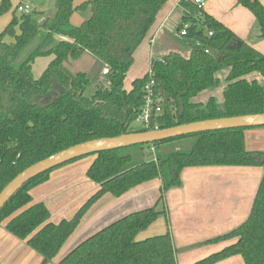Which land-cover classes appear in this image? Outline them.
Masks as SVG:
<instances>
[{
    "label": "trees",
    "instance_id": "obj_1",
    "mask_svg": "<svg viewBox=\"0 0 264 264\" xmlns=\"http://www.w3.org/2000/svg\"><path fill=\"white\" fill-rule=\"evenodd\" d=\"M236 1L254 15L259 36L264 38V8L259 0ZM52 2L53 16H47L43 7L18 15L15 9L0 33V191L19 172L58 151L148 130L144 126L134 130L132 124L144 105V87L150 77L152 91L161 99V111L153 116L159 129L264 112V56L193 0H180L177 5V29L187 26L180 38L188 54L171 50L161 59H152L147 73L134 79L128 90L124 80L134 53L167 0H90L77 7L72 0ZM10 9V0H0V15ZM87 9L83 22L71 25L70 15ZM8 37L12 40L6 41ZM84 52L108 67V86L96 82L88 92V75L65 66ZM46 56L53 58L35 78L32 63ZM221 73H225L221 100L213 95L200 100V95L219 87ZM245 129L206 131L93 154L86 176L98 185L97 191L72 218L54 223L49 221L46 205L32 201L31 189L47 181L53 170L80 158L71 160L22 185L0 210V224L5 223L9 233L25 240L48 262L101 196L120 197L137 185L160 179L155 205L99 229L58 264H176L169 231L142 240L136 237L165 214L158 204H164L168 190L181 185V171L209 165L261 167L246 220L205 243L233 242L193 264H214L233 255H240L242 264H264V151L245 149ZM187 139L192 140L188 149L170 145ZM145 146L152 149V157H147L151 152L144 153Z\"/></svg>",
    "mask_w": 264,
    "mask_h": 264
},
{
    "label": "crops",
    "instance_id": "obj_2",
    "mask_svg": "<svg viewBox=\"0 0 264 264\" xmlns=\"http://www.w3.org/2000/svg\"><path fill=\"white\" fill-rule=\"evenodd\" d=\"M90 0H72L77 7ZM180 0H167L145 39L134 53V62L128 70L124 88L141 78L149 70L152 59H161L171 51L172 44L162 43L170 36H177ZM203 9L229 28L239 39L264 56V38L259 36L254 15L236 0H203ZM264 8V0H259ZM23 3V2H18ZM53 14L54 2L42 6ZM18 13V12H17ZM89 11H74L69 18L78 26ZM10 21V20H9ZM5 25V22H4ZM3 27V26H2ZM0 27V33L1 28ZM61 39L66 40L62 37ZM11 41V38H6ZM53 56L38 57L32 63V73L38 78ZM84 65V68H81ZM65 66L71 72H84L87 67L95 71V82L102 65L88 52L79 58L69 59ZM129 80V86L125 82ZM95 89V88H94ZM93 89V90H94ZM93 90H89L92 92ZM244 146L247 151H264V126L244 130ZM152 150V149H151ZM94 156H85L53 170L44 183L31 189L34 203L42 202L50 212L49 221L57 223L70 219L85 201L94 194L98 185L89 180L86 171ZM262 168L254 166H192L181 171V185L165 193V214L159 216L146 230L137 235L138 240L161 235L169 231L175 248L176 264H193L208 255L220 251L233 240L205 243L239 226L249 215L253 199L262 176ZM160 179L137 185L120 197L107 193L101 196L81 217L78 225L51 261L34 251L0 224V264H58L77 244L99 229L121 217L156 204ZM240 255H233L214 264H242Z\"/></svg>",
    "mask_w": 264,
    "mask_h": 264
},
{
    "label": "water",
    "instance_id": "obj_3",
    "mask_svg": "<svg viewBox=\"0 0 264 264\" xmlns=\"http://www.w3.org/2000/svg\"><path fill=\"white\" fill-rule=\"evenodd\" d=\"M47 16H53V14H47ZM262 126H264V112L202 120L159 129L155 127L152 114L148 122L149 129L146 131L124 133L116 137L95 139L79 143L58 151L28 166L11 179L0 191V210L10 197L27 181L77 158L90 156L103 151L127 148L136 145L152 144L154 142H160L206 131L230 128H255Z\"/></svg>",
    "mask_w": 264,
    "mask_h": 264
},
{
    "label": "rangeland",
    "instance_id": "obj_4",
    "mask_svg": "<svg viewBox=\"0 0 264 264\" xmlns=\"http://www.w3.org/2000/svg\"><path fill=\"white\" fill-rule=\"evenodd\" d=\"M18 2L27 3L30 6L31 11H38V10L42 9V4L43 3L44 4L45 3L48 4L49 0H10L11 9L7 13L0 15V27L3 26L1 28V30L4 29L5 26L8 24L9 20L11 19V16H12L13 12H15V9H16L15 7L17 6ZM15 14L18 15L17 12H15ZM4 22H5V25H4ZM167 40H168L169 44H172L170 50L179 51V52H181L184 55L188 54L189 50L187 48H185V47H182V42H181V38L180 37L170 36L169 39L162 40L163 41L162 43H165V41H167ZM84 67L85 66L82 65L81 68H84ZM86 70H88L87 71V75H88L89 79L91 80V84L87 88V91L90 92L91 90L94 89L95 71L89 69L88 67H87ZM253 76L259 77V75L257 73H254ZM224 77H225V73H221L220 74L221 83H220L219 87H217L215 90L211 91L210 93H205V94L200 95V100L206 101V98H208L209 95H213L214 97H216L217 100H221V93H222V90H223V88L225 86ZM129 83H130L129 80L128 81L126 80V82H125L126 86H129ZM141 127H143L142 123L134 122L132 124V128L134 130L139 129ZM191 143H192V140L191 139H187V140L176 141V142H174V143H172L170 145H175V146H179V147H185V148L188 149L190 147ZM149 152H151V153L149 154ZM144 153L146 155L149 154V156H147V157H150V156L152 157L153 156L152 150L149 147H147V146L144 147Z\"/></svg>",
    "mask_w": 264,
    "mask_h": 264
},
{
    "label": "built area",
    "instance_id": "obj_5",
    "mask_svg": "<svg viewBox=\"0 0 264 264\" xmlns=\"http://www.w3.org/2000/svg\"><path fill=\"white\" fill-rule=\"evenodd\" d=\"M193 2L199 7H204V1L203 0H193ZM16 11L20 14H30L31 9L30 6L27 3H20L16 7ZM186 27L184 26L180 31H177V36L182 37L186 33ZM211 34V33H210ZM109 70L108 67L105 65L102 67L101 73L98 76L97 82L101 84L103 87L108 86L107 81V74ZM154 81L151 79L146 83L144 87L145 95H144V105L141 109L140 114L136 118L135 122L142 123L144 127H148V122L150 119V116L153 114H157L161 111L160 102L161 99L156 97L155 94L152 91V86Z\"/></svg>",
    "mask_w": 264,
    "mask_h": 264
}]
</instances>
